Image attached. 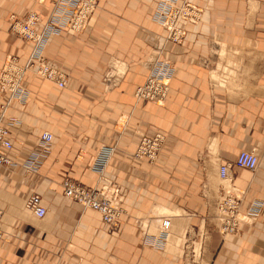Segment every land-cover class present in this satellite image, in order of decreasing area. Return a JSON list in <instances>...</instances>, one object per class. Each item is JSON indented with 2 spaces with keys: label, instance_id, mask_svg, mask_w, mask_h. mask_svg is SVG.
<instances>
[{
  "label": "crops",
  "instance_id": "1",
  "mask_svg": "<svg viewBox=\"0 0 264 264\" xmlns=\"http://www.w3.org/2000/svg\"><path fill=\"white\" fill-rule=\"evenodd\" d=\"M189 2L203 17L197 25L179 22L182 45L166 42L154 21L158 0H98L84 33L51 39L45 57L68 83L61 89L29 73L30 100L9 112L15 147L11 164H0V264H182L180 243L191 231L210 235L203 253L209 264L264 262V0ZM52 10L50 0H0V72L9 56L25 65L32 52L11 18L37 11L41 29ZM157 56L175 67L164 106L135 98ZM47 131L50 151L29 174L25 164ZM157 133L165 136L159 160L137 158L142 136ZM105 148L114 149L105 176L123 191L124 213L113 231L61 186L66 179L101 186L91 165ZM243 151L259 154L260 167H234L231 176L246 192L242 213L258 214L238 234L223 236L219 167ZM33 195L43 198L44 219L26 208ZM163 217H171L169 242L147 245L143 226Z\"/></svg>",
  "mask_w": 264,
  "mask_h": 264
},
{
  "label": "built area",
  "instance_id": "2",
  "mask_svg": "<svg viewBox=\"0 0 264 264\" xmlns=\"http://www.w3.org/2000/svg\"><path fill=\"white\" fill-rule=\"evenodd\" d=\"M46 1L48 0H38V3L43 5ZM50 1L53 3V10L41 29L42 16L37 11H30L25 20H20L16 16L11 18L12 31L27 43L32 44V52L25 65L21 64L16 57L9 56L0 72V164L3 165L11 164L9 153L15 147L8 129L9 112L15 102L25 105L32 95L25 85V77L29 73H34L57 84L61 89L66 88L68 76L48 63L45 57L46 48L51 39L62 32L84 33L99 8L98 0ZM202 17V9L189 0H158L154 21L166 30V42L182 45L186 39V31L179 26V22L197 25ZM174 70V64L169 60L161 56L152 59L149 63L147 79L137 89L135 98L138 101L146 100L164 106L171 89ZM12 126L18 128V122H13ZM53 139L51 132L47 131L42 134L38 149L25 164L27 173L32 174L40 170L44 158L50 151ZM164 142L165 136L162 133H157L152 137L143 135L135 156L152 163L157 162ZM113 153L114 149L105 148L92 162V170L100 174V180L103 182L101 186L90 189L71 179H66L61 184L66 198L73 199L84 208L93 209L99 213L111 231L119 228L120 218L124 213L123 191L120 184L105 176ZM234 167L255 173L260 167V158L254 153L243 151L234 163H224L219 167V176L224 185L218 206L217 224L223 236L238 234L242 225L255 220L258 214L256 208L249 214L242 213L246 192L233 184L231 171ZM26 208L38 219H44L48 213L40 195L31 196ZM3 216L4 211L0 208V223ZM148 225V229L143 226L144 242L152 246L165 244L169 238L170 217L161 218L157 226L151 221ZM151 226L158 228V235L150 232ZM1 239H4V234L0 229Z\"/></svg>",
  "mask_w": 264,
  "mask_h": 264
},
{
  "label": "rangeland",
  "instance_id": "3",
  "mask_svg": "<svg viewBox=\"0 0 264 264\" xmlns=\"http://www.w3.org/2000/svg\"><path fill=\"white\" fill-rule=\"evenodd\" d=\"M231 80H234V79H231ZM256 155L260 157L259 154H256ZM260 161H261V158H260ZM218 178H219V182L221 186L223 187L224 182L221 181L219 173H218ZM153 228H156V227H153ZM157 229L156 231L154 230L151 233L158 235L159 230ZM209 237L210 235L207 233L199 234V235L193 231H191V233H185L183 235L182 242L180 243V247H181L180 255L178 254L182 258V264H209L207 263L206 259L203 258L204 250L210 241ZM254 264H264V262L254 261Z\"/></svg>",
  "mask_w": 264,
  "mask_h": 264
},
{
  "label": "bare ground",
  "instance_id": "4",
  "mask_svg": "<svg viewBox=\"0 0 264 264\" xmlns=\"http://www.w3.org/2000/svg\"><path fill=\"white\" fill-rule=\"evenodd\" d=\"M171 218V217H170ZM172 230V223H171V226H170V229H169V237H170V232ZM158 234V233H157ZM156 235V234H155ZM167 242H169V240H167ZM168 246V245H167Z\"/></svg>",
  "mask_w": 264,
  "mask_h": 264
}]
</instances>
